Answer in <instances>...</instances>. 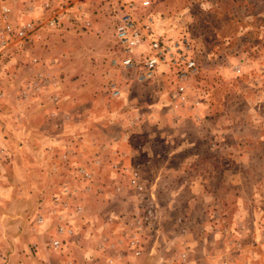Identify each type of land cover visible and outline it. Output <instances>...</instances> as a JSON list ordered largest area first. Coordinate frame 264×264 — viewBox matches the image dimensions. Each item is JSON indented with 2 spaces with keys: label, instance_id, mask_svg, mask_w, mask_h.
Here are the masks:
<instances>
[{
  "label": "rangeland",
  "instance_id": "374dc122",
  "mask_svg": "<svg viewBox=\"0 0 264 264\" xmlns=\"http://www.w3.org/2000/svg\"><path fill=\"white\" fill-rule=\"evenodd\" d=\"M46 1L0 0V7L8 9L6 22L13 27L40 23L38 39L21 47L12 39L0 52V264H107L117 252L123 264H195L198 249L214 240L211 233L220 231L215 240L221 242L228 228L234 248L253 243V234L262 232L263 241L257 240L262 251L240 258L264 262V0H149L156 32L189 33L200 55L201 70L190 80L188 103L177 110L199 107L206 113L202 119L211 122L199 125V133L190 137L195 142H186L185 148L179 137L166 145L162 139L171 131L153 124L175 112L170 79L160 80L159 89H124L117 99L106 92L105 76L114 73L108 68L113 24L122 0H72L84 7L91 22L88 32L69 21L60 29L49 28ZM114 79L120 81V76ZM97 91L110 109L90 103ZM200 91L210 97L208 108L193 105ZM133 96L155 99L160 111L131 106ZM121 102L120 114L104 118L114 111L112 104ZM151 113L158 119L152 124L126 125L129 118ZM187 117L178 131H191ZM96 118L100 123L92 125L90 120ZM113 119L121 124H101ZM90 132L108 135L107 141L129 133L133 155L125 165L118 163L115 173H96L86 166L90 161L96 166L93 157L77 156L78 142ZM172 150V170L165 172L164 153ZM148 152L154 156L148 157ZM79 166L92 172L89 192L78 183L74 171ZM131 170L138 172L140 191L131 183ZM193 181L204 183L210 201L189 203L188 184ZM63 186L75 191L78 199L69 204H81L80 215L58 210L51 202ZM147 211L150 221L144 219ZM239 213L245 221L241 234L233 221ZM37 214L44 216L50 230L34 227ZM62 215L75 235L59 254L50 249L48 232ZM133 234L142 251L136 258L117 244ZM101 244L115 248L102 250Z\"/></svg>",
  "mask_w": 264,
  "mask_h": 264
},
{
  "label": "built area",
  "instance_id": "2783aa9c",
  "mask_svg": "<svg viewBox=\"0 0 264 264\" xmlns=\"http://www.w3.org/2000/svg\"><path fill=\"white\" fill-rule=\"evenodd\" d=\"M44 3V9L50 12L46 21L49 28L57 29L66 21L77 22L80 29L88 32L91 29V22L85 16V9L72 0H54ZM151 3L149 0H122L112 30V54L108 59V68L113 71L109 79L105 76L106 92L110 98H120L124 89L133 90L136 87H154L159 89L160 82L168 80L171 85L174 101L172 109L177 110L188 103L190 93V80L197 76L201 70L200 55L196 49L195 41L189 35L184 33L177 36H165L156 32L154 27V18L150 12ZM2 15V28L0 32V52L6 50L15 39L17 46H25L40 37V23L27 22L19 27H13L7 23L8 9L0 7ZM36 62V61H34ZM238 72V70H237ZM114 76H120V81L114 79ZM113 78V79H112ZM161 78V79H159ZM109 79V80H108ZM161 80V81H160ZM158 84V87L156 86ZM154 90V89H152ZM201 92V93H200ZM197 94V100L193 105L204 104L206 108L210 105V97L205 91ZM131 183L133 187L142 190L141 182L138 179V172L131 170ZM81 179L78 182L83 192H89L93 188V176L90 169L79 166L74 171ZM78 197L75 191L67 186L54 194L51 198L53 205L59 207L58 210L64 212L71 210L75 215H80L83 211L81 204L77 203L70 207V200ZM68 209V210H67ZM60 211L61 213H63ZM145 221H150L152 214L147 211ZM60 214V213H59ZM35 228H44L45 218L37 214L33 219ZM50 230V226H45ZM75 231L68 221H64L63 215L59 216L54 224L52 232H48V245L53 251L62 254L67 250L69 241L74 237ZM137 234L130 235L125 239H119L117 244L124 248L130 256L136 258L141 255L140 242L136 239ZM107 241V239H104ZM125 240V241H124ZM108 242V241H107ZM108 244H111L108 242ZM100 248L114 249L111 246L100 245ZM184 260L185 254L180 255ZM123 256L113 254L106 259L107 264H123Z\"/></svg>",
  "mask_w": 264,
  "mask_h": 264
},
{
  "label": "crops",
  "instance_id": "0c3cea01",
  "mask_svg": "<svg viewBox=\"0 0 264 264\" xmlns=\"http://www.w3.org/2000/svg\"><path fill=\"white\" fill-rule=\"evenodd\" d=\"M68 92V90L66 91V93ZM138 94V90L136 91ZM133 93L130 92V94ZM95 98H93L92 101H90L91 104L93 103H99L97 104L96 108H98L99 106H102L104 108L110 109V106L108 103H105L104 100H106L107 98H105L103 96V93H101L100 91H97L95 94ZM214 97L212 99V104H211V108L212 111L215 110V94L213 93ZM137 96H133L132 100H130L128 103L132 106H140L138 107L139 109H145L148 110L149 112H155V111H160V105L158 104V102H156L155 99H150V100H146V101H141L140 99H137ZM137 102V103H136ZM124 105L122 102L121 103H115L112 104L114 105V111H108L105 113L104 118H109L112 116V118H115L118 114L121 113V111H123L120 108H118V105ZM87 105V104H86ZM93 106V105H91ZM175 112L171 111V114L169 113L170 118H166L165 121H161V122H155L153 123L155 126H157L158 128L161 127H166L168 128L171 132V135H168L165 137V139H162V142H165L166 145H169L171 142L174 141L173 138H178L177 141H179L180 144H182V146L184 147L183 144H185L186 142H191L194 143L195 142V134L199 133V125H203L206 122H211L210 120H204L202 119V117L204 115H206V113L204 112H199V107H195V108H185L181 111L179 110H174ZM188 115L189 117H187L188 119H190L192 121L190 125V130L188 129L186 130H180L178 131V129L181 126V124H183V120L185 118L186 115ZM175 117V118H174ZM158 120L157 119V115L154 114H144V116L141 118L138 117H132L129 118L128 121H126V125L129 127H134V128H138L140 126H143L144 124H148L149 122H153V120ZM92 120V119H91ZM91 124H98L100 122H98V118L93 119L96 120V123H93V121H91ZM100 120L102 121V117H100ZM107 122V123H106ZM111 122V123H109ZM103 126H108L109 124L111 125H120V122L115 121V119L113 120H108V121H104L101 123ZM128 129V128H127ZM89 129L86 130V132H88ZM104 131V130H103ZM178 131V132H177ZM85 132V133H86ZM102 132V131H101ZM174 132V133H173ZM177 132V133H175ZM92 133H87L85 134L79 142H78V146L79 148L77 149L78 151V155L80 156V158H84V159H90V157H93L92 159L95 160L96 162V166H94L93 164H84L86 166L92 167L94 168L95 172H100L101 170H103V172H108V171H112L113 173H115L116 171H114L115 167L118 168V163H123V165H125L127 159L129 158V156L133 155V150L131 149V147L129 146L128 142H129V133H122L117 135L114 138L109 137L108 141H107V136L105 134H100L98 133L97 135H91ZM172 134H178V135H172ZM184 136H186V138H184ZM190 137H194V138H190ZM189 144V143H188ZM185 148V147H184ZM178 149V148H176ZM184 150V149H182ZM175 151L172 150L167 151L166 153H164V155L166 156V160H165V166L163 167V170L166 171H171V167L168 166V162L170 159V156H172V154L174 155ZM148 157L149 156H154L153 153H147ZM187 155V154H185ZM193 157L194 155H190V157ZM187 157V156H185ZM111 161V162H110ZM110 162V163H109ZM94 166V167H93ZM91 168V169H92ZM103 168V169H102ZM93 170V169H92ZM182 188V187H181ZM188 189H189V196H190V204L191 202H195L196 203H201V200H204V202H208L210 201V199H206L209 198L207 196H210V193L205 190L204 187V183L201 182H195L193 181L192 183L188 184ZM204 202H202V204H204ZM194 204V203H193ZM241 213V212H240ZM240 213L238 214V216L233 220L235 221V228H239L238 229V233L243 232V226H244V219L243 217L240 215ZM232 221V222H233ZM257 230V229H256ZM231 229H224V235H222V241L221 242H217V238H218V230H214V232H212V238H216V240H212L209 242L208 247L205 246L204 250H200L198 249V251H201L198 253V258L195 260V264H264V262L261 263H256V262H251L248 259L243 261L241 260V255L242 254H247L249 252L255 254L256 251L260 250L262 251L263 245H261L260 243L257 244V240H262V232L260 234V232H256L255 234H253V243L251 242H244L241 243L239 245V247L234 248V236L232 235V233H230ZM234 231V230H232ZM221 233V234H222ZM217 234V235H216ZM241 234V233H240ZM195 245H198L199 247V243ZM239 248V249H238ZM234 249H238L240 252V256L236 257V255L234 254ZM258 253V252H257ZM240 258V259H239Z\"/></svg>",
  "mask_w": 264,
  "mask_h": 264
}]
</instances>
